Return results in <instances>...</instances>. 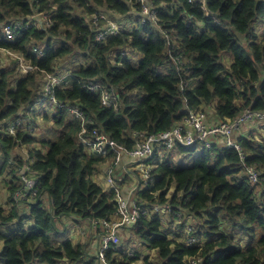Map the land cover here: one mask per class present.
<instances>
[{
	"label": "trees",
	"instance_id": "obj_1",
	"mask_svg": "<svg viewBox=\"0 0 264 264\" xmlns=\"http://www.w3.org/2000/svg\"><path fill=\"white\" fill-rule=\"evenodd\" d=\"M164 1L178 6L161 8L159 24L174 30L178 45L173 48L183 57V65L171 60L162 30L150 21L97 43L86 18L76 14L77 8L88 15L98 7L127 14L132 7L125 0H0V25L16 17L54 12L53 26L27 28L15 41L2 42L31 60L35 69L17 84V67L0 69V122L30 109L38 94H44L39 91L40 76L54 73L74 56L83 62L79 59L72 69L70 86L56 87V98L80 104L100 131L128 148L135 144L134 132L166 131L184 119L186 108L210 107L220 121L234 120L247 108L264 110V33L254 28L264 22V0H154L158 5ZM215 18L222 24L215 23ZM240 36L245 37L247 45ZM34 43L45 45L44 57L31 52ZM123 48L141 55L136 65L128 56L113 60ZM225 52L233 56L229 65L224 61ZM94 78L118 90L120 109L105 107L100 95L82 86L83 81ZM183 81L196 85L182 90ZM134 92L144 95L136 100ZM44 118L60 128L55 138H36L29 130H20L16 136L0 132L4 148L0 175L11 161L15 162V171L29 164L27 159L13 157L16 147L39 144L29 150V155L35 159L32 168L41 184L38 199L21 214L13 198L19 186L15 172L9 187V203L13 206L9 211L0 207V264H62L64 258L77 263L86 255L87 246L59 241L63 234L60 220L67 216H76L78 221L103 218L117 211L116 192L105 191L93 179L106 159L87 153L79 144L81 122L70 119L65 111ZM239 140L248 154L246 163L263 169L264 134L260 140L245 136ZM156 173L158 180L152 190L140 195L164 202L174 187L173 204L189 208L200 219L208 216L197 230L209 240L201 248L190 247L169 239L161 230L160 220L143 218L135 228L136 234L159 255L156 260L146 259V264H186L187 257L197 254L206 256L204 264H264V193L258 195L264 179L254 185L248 181L237 151L220 147L204 150L191 166L165 160ZM43 196L48 197V206ZM27 220L32 221L29 227ZM224 221L233 226L234 232L247 237L246 245L222 228ZM13 224L16 229L5 231ZM117 251L123 253L121 258ZM214 252L217 255L211 257ZM138 259L128 256L122 246L108 253L110 264H135ZM88 264H94V259Z\"/></svg>",
	"mask_w": 264,
	"mask_h": 264
},
{
	"label": "built area",
	"instance_id": "obj_2",
	"mask_svg": "<svg viewBox=\"0 0 264 264\" xmlns=\"http://www.w3.org/2000/svg\"><path fill=\"white\" fill-rule=\"evenodd\" d=\"M125 1L132 7V11L127 14L122 15L109 8L98 7L92 13L83 15L86 18V22L95 32V41L104 43L109 37L119 34L122 30H133L138 24L150 21L162 30L169 46L167 53L171 60L177 65H183V57L179 54L177 48H173L178 45L174 30L159 24V12L161 8L167 7V5L164 6L163 3L155 4L154 0ZM198 1L202 2L203 0ZM138 5L140 8L137 7ZM168 6L171 9L178 7L174 2L168 3ZM53 15V11L50 13L37 12L28 17L12 18L0 25V69H5L7 62L13 60L14 66L17 67L16 84L18 79L34 70L35 66L31 60L25 59L22 54L3 46L2 42L15 41L19 36V32L27 28L42 29L53 26ZM117 16L126 17L124 24L119 21L120 19ZM214 21L222 24L218 18H215ZM129 22L133 24L131 28L126 26ZM258 24L254 26L255 31H258L256 29ZM240 37L245 41L244 36ZM31 52L44 57L46 55L45 45L34 43L31 46ZM119 52L124 53L125 50H120ZM125 55L128 56L127 53ZM60 72V70L56 69L54 73L45 72L41 75L42 78L40 76L43 85L41 91L44 92V95L34 103L27 114L14 117L2 124L1 132L10 136H16L20 130H29L35 133L37 126L30 120H33L32 115H35V109L39 105L42 106L47 103L52 105L54 111L56 110L55 114L59 111H65L72 120L76 119L81 122V130L78 133L79 144L87 153L106 159L103 173L108 187L103 188L105 191L114 190L116 192L114 200L116 201L117 211L113 215L103 218L87 217L79 220L80 222L76 224L78 232L88 231L95 234L98 246L96 247L95 256L92 258L94 259V264H110L108 260L109 251L121 247L119 244L122 234L127 236L132 230H135L143 218L160 220L161 230L169 239L182 242L187 246L201 248L209 240L207 237L205 238L198 234L197 226L193 223L194 215L198 218L196 213L180 204L175 205L172 203L174 187L166 195L168 199L164 202L148 200L140 195L144 190H152L156 184L158 180L156 169L160 164L165 160H169L172 163L177 161V155L174 158L172 157V154L177 151L180 152V157L178 158L182 159L186 155H194L197 158L204 150L213 151L218 147L224 150H235L240 154L243 161L248 181L254 185L264 179L261 168L246 163L248 154L244 151L243 145L239 140L241 137L238 138L236 136L237 132L250 125V123H259L261 129L264 130V110L258 111L247 108L234 120L213 123L209 120L210 111L207 107L190 110L186 108L184 119L166 131L156 134L134 132L135 144L132 148H128L100 131L95 126V120L87 114L80 104L60 102L56 98V87L61 85L70 86L69 78L72 75V70L64 74H60ZM82 86L92 93L100 95L105 107L115 110L120 109L122 105L120 94L115 87L103 85L96 78L83 81ZM189 87L191 85L188 81L181 83L182 90H187ZM136 93H132V97L137 99L138 94L136 96ZM180 147L192 149V151L183 152L179 149ZM26 159L30 162L19 170V186L13 198L16 205L21 203L30 207L38 199L41 184L32 168V163L35 159L31 156ZM127 175H130L133 179L129 186L122 185ZM180 195H182L181 192L179 193ZM43 201L47 206L49 205L47 196H43ZM65 218L78 220L76 216H67ZM121 254L123 253L116 252L119 258H121ZM127 255L140 258V254L135 249H131V251L127 252ZM215 255H217L216 252L211 257ZM205 258L206 256L197 254L187 257L185 262L186 264H204ZM92 259L87 260L86 263H89Z\"/></svg>",
	"mask_w": 264,
	"mask_h": 264
},
{
	"label": "rangeland",
	"instance_id": "obj_3",
	"mask_svg": "<svg viewBox=\"0 0 264 264\" xmlns=\"http://www.w3.org/2000/svg\"><path fill=\"white\" fill-rule=\"evenodd\" d=\"M163 4H164V6L168 5L167 2H163ZM76 14L78 16H83L84 15V12H83L82 9L77 8ZM117 18L120 19L119 21L120 22H123V24H124V21H126V17H122L121 18V17L117 16ZM132 25L133 24L131 22H129L126 26L129 27V28H131ZM256 29L258 30V33L262 35V33H264V22L259 23L258 24V27H256ZM244 43H245V41H244ZM121 50H125V52L124 53L122 52V53L115 54L113 56V60L114 61H117L119 59V57H121V59L122 58H125V56H126L125 54L127 53L128 57L132 59L133 63L135 65L137 64V61L139 60V58L141 57V55H137L135 53V51H133L131 48H128V49L127 48H123ZM74 57L75 58H72V59H69V61H66L65 64H60L58 66L57 69L61 71L60 74H64V73L72 70L73 68H75L78 65V63L80 62L79 61L80 58L78 59L77 56H74ZM75 60H77V61H75ZM76 62H78V63H76ZM81 62H83V60H81ZM10 65L11 66L14 65V61L13 60L8 61L7 64H6V67H8ZM261 72H262V76H264L262 70H261ZM16 76H17V74H16ZM41 78H42V76H41ZM69 84H71L70 81H69ZM137 94L139 96V93H137ZM208 109H211V108L209 107ZM37 110H40V112H41V105H39L37 107ZM54 112L52 113L51 112V109H47V114L48 113L55 114L56 112L55 113ZM69 118H71V117H69ZM35 124L37 126H39V124H40L39 127H42V129L40 128L41 130L38 131V134H36L38 137H42V134L45 135V133L48 132V131L50 132V134H49L50 137H54V136H56L58 134V129L54 126L53 121L52 122L44 121L42 119V114H41V117H38L37 118V121L35 122ZM263 134H264V132L261 129L259 123H254V124L250 123V125L245 126L243 129H241L239 132H237L236 133V136L238 138L239 137H243V136H247V137L252 138V139H258V140H260V139H262ZM27 146H28L27 144H23L20 147H16L15 148V151L18 154L27 156V153L30 150V147H27ZM37 147H39V146L37 145ZM194 160H195V156L194 155H186L185 157H183L181 159V161H179V163H177V165L191 166L194 163ZM261 170H264V168L263 169L261 168ZM13 176H14V171H13ZM132 181H133V179L132 180L129 179V181L127 182V186H129L132 183ZM17 182H19V180H17ZM263 188H264V186L263 185H260V187L258 189V192H259L258 195H261V194L264 193V189ZM4 189H3V187L1 188V191H0V200H2L4 198L3 195L6 194V192L4 193ZM5 204L7 205V207L9 206V207L12 208V205L13 204L11 205L9 203V199H8V202L6 201ZM24 206L25 205H23L21 203H18V205H17V208H18V210L20 211L21 214L28 212L29 206L26 205L25 208H24ZM207 217L208 216L205 215L202 219H200V218L198 219L194 215V217H193V223H194V225L197 226L198 230H199V225L202 224L203 220H206ZM60 221H62V220H60ZM58 225L60 226V228L65 229L62 222L58 223ZM222 228H224V230L229 235H231V236L233 235L235 237L236 241H239L242 245H246L247 244V242H248L247 237L245 235H241V234H238V233L234 232L233 226L231 224H229L226 221H224L223 222V225H222ZM76 236H77V238H80V240H83L84 242H90L95 237V234L94 233H90L88 231H85V232H82L81 235H78L77 234ZM205 238H204V240H205ZM119 245L122 246L123 248H125V251L126 252H129V251H131V249H134V248L135 249H138L141 252H144V250H146L144 247L142 248L141 245H143V244H142L140 238L138 237V235L136 234V231L135 230H132V232H130L127 236L125 234H122V236H121V242H120ZM129 248H131V249H129ZM93 249L95 251L92 252V254L89 253V255L92 256V257L95 255L96 248H94V245H91L90 250H93ZM132 251L134 252V250H132ZM150 253L152 254L153 252H150ZM118 257H119V255H118ZM136 262L137 261H135V263Z\"/></svg>",
	"mask_w": 264,
	"mask_h": 264
},
{
	"label": "crops",
	"instance_id": "obj_4",
	"mask_svg": "<svg viewBox=\"0 0 264 264\" xmlns=\"http://www.w3.org/2000/svg\"><path fill=\"white\" fill-rule=\"evenodd\" d=\"M243 39V38H242ZM241 39V40H242ZM245 39V38H244ZM245 44H246V41H245ZM137 55H140V54H137ZM140 59V58H139ZM232 60H233V56H232V54L230 53V52H225L224 53V61L229 65L231 62H232ZM196 85V83H194V84H192L191 85V87L192 86H195ZM42 87H43V85H42V83H41V79L39 78V91H41V89H42ZM139 93V96H138V98L136 99V100H139V99H141L142 97H143V95H144V93L143 92H138ZM44 95V94H43ZM42 95V96H43ZM136 96H137V93H136ZM39 97V98H38ZM41 98V95H39L38 94V96H37V100H39ZM36 100V101H37ZM47 109H51V112L53 113L54 112V110H53V107H52V105L51 104H44V105H42L41 106V112H40V110H37V108L35 109V115H32L33 116V120H30L33 124H35V122L37 121V118L38 117H41V114H42V119L44 120V121H46V119L44 118L45 117V115H53V114H51V113H48L47 114ZM30 109L29 108H26V109H24L23 110V112L21 113L22 115H25L28 111H29ZM56 111V110H55ZM210 111V115H209V120L211 121V122H219L220 120L218 119V117L216 116V114L214 113V110L213 109H210L209 110ZM55 113V112H54ZM10 120V119H9ZM9 120H5V121H1L0 122V132H1V126H2V124H4V123H6L7 121H9ZM36 120V121H35ZM53 120H50V121H48V122H52ZM36 125V124H35ZM37 126V125H36ZM39 126H40V124H39ZM39 126H37V129H36V132H35V134L34 133H32L31 132V134L33 135V136H35L36 138H47V139H49V138H55V136L54 137H50L49 136V134H50V132L48 131V132H46L45 133V135H43L42 134V137H38L36 134H38V131H40L41 129H42V127H39ZM41 128V129H40ZM60 131V129L58 130V132ZM1 134H4V133H2L1 132ZM57 136V135H56ZM21 145H23V144H21ZM20 145V146H21ZM28 146L27 147H30V150H31V148L34 146L35 148H37V145L39 146V144H27ZM20 146H18V147H20ZM179 151H177L176 153H173L172 154V157L174 158L175 157V155H177V161L176 162H174L176 165H177V163H179V161H181V159L180 158H178V157H180L179 156ZM18 156V158H21V159H26L27 157H30V155H29V151H28V153H27V156H24V155H21V154H18L15 150L13 151V157H15V156ZM3 161H4V148H3V144L1 143V141H0V170H1V168L3 167ZM13 163H15V162H13V161H11V163L9 164V165H7V168L5 169V171H4V173L3 174H1L0 175V191H1V188L3 187V189H4V193L6 192V194H4L3 195V199L2 200H0V207H3V208H6L7 209V211H9V210H11V207H7V205L5 204L6 203V201L8 202V199H9V186H10V184L14 181V176H13V171H14V174H15V172H16V174H18L19 173V170L18 171H15V166L13 165ZM105 164H106V162L105 163H102L101 164V170H100V172H98L96 175H94V181H96L98 184H100L102 187H104V188H107L108 186H107V180H106V178H105V176H104V173H103V170H104V166H105ZM13 170V171H12ZM131 176L130 175H127V177L125 178V180L122 182V185H125V186H127V182L129 181V179H131L132 180V178H130ZM17 181V180H16ZM15 181V182H16ZM13 206V205H12ZM62 221V223H63V226H64V228L65 229H62L63 230V234L61 235V238H59V241H66V240H72L75 244H77V243H83V244H85L87 247H86V255L83 257V259L81 260V261H79V262H77V263H73V262H71L69 259H64V261L62 262V264H88V263H86V261L87 260H89V259H92V258H94V256L92 257V256H90L89 255V253H91L92 254V252H94L95 250L93 249V250H90V248H91V245H94V248H96L97 246H98V242H97V239H96V237H94L90 242H84L83 240H80V238H77V234L78 235H81V232H78L79 230L77 229V227H76V224L78 223V222H80V221H78V220H72L71 218H69V219H67V218H62L61 219ZM26 227H29L30 225H31V223H32V221L30 220H27L26 222ZM17 227V225L16 224H13L12 226H10V228H5V231H7V232H9V231H13L14 229H16V227ZM59 226V225H58ZM60 227V226H59ZM83 241V242H82ZM143 244V243H142ZM142 246V248L144 247L146 250H144V252H141V251H139L138 249H135V251L137 252V253H139L140 254V258L137 260V262L135 263V264H146V259H149V260H156V259H158L159 258V255H158V251H157V249H155V248H148L146 245H141ZM244 246V245H243ZM1 247V246H0ZM125 249V248H124ZM129 249H131V248H129ZM150 252H153L152 254L150 253ZM127 253V252H126ZM93 260V259H92ZM33 264H38V263H33Z\"/></svg>",
	"mask_w": 264,
	"mask_h": 264
}]
</instances>
